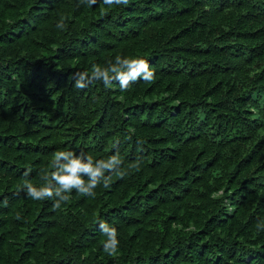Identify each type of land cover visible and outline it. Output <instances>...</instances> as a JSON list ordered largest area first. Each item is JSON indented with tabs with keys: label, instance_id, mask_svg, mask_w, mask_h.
Here are the masks:
<instances>
[{
	"label": "trees",
	"instance_id": "16d2710c",
	"mask_svg": "<svg viewBox=\"0 0 264 264\" xmlns=\"http://www.w3.org/2000/svg\"><path fill=\"white\" fill-rule=\"evenodd\" d=\"M117 56L155 79L74 87ZM60 150L127 175L53 209ZM0 264H264V0H0Z\"/></svg>",
	"mask_w": 264,
	"mask_h": 264
},
{
	"label": "clouds",
	"instance_id": "9594fccd",
	"mask_svg": "<svg viewBox=\"0 0 264 264\" xmlns=\"http://www.w3.org/2000/svg\"><path fill=\"white\" fill-rule=\"evenodd\" d=\"M79 3L91 7L97 3V0H79ZM129 3L130 0H103V4L110 8L115 6H126ZM56 27L65 29L66 18L61 17ZM90 73L91 75H89V71L87 70L75 73L73 77L75 81L74 87L82 90L94 82L102 81L106 88H111L113 82L118 81L120 90L127 91L131 87V84L138 80L142 79L146 83H150L155 79L154 69H152L149 62L142 57L130 59L117 56L115 58V63L109 62L105 67L93 65ZM141 73H144L143 77H141ZM77 76L78 78H76ZM130 81H132V83H129ZM75 153L74 150L57 151L54 155V159L51 161V168L53 170L50 172L42 170L40 179L43 180L44 183L40 186L34 185L27 179L31 169L26 170L23 174L25 180L22 185L26 195L30 199L36 201L52 200L53 209H60L62 203H66L70 200L69 193L72 189H76V191L83 196L95 197L94 190L101 184H103V187L106 189L111 187L112 174H115L121 179L127 175L121 168L116 171H110L113 165L123 164L118 151L109 157L107 163H105L103 159L96 160L97 166L95 168L92 166L94 159L91 155H87L83 151L80 152V156H76ZM84 155H87L86 163L81 162V157ZM62 157L65 158L66 163L59 164ZM58 164L59 166L57 167ZM132 167L139 170V164L137 163L132 165ZM102 169L109 170V175L105 176ZM80 173L88 174L87 183ZM53 181H55V186H53ZM53 192H55V196H53ZM56 197H58V199ZM4 203L6 204L7 202L5 201ZM16 218L21 219V216L17 214ZM99 228L101 232L107 236V240L103 245L104 252L109 256H114L118 252L120 244L117 229L103 221L99 222Z\"/></svg>",
	"mask_w": 264,
	"mask_h": 264
},
{
	"label": "rangeland",
	"instance_id": "374dc122",
	"mask_svg": "<svg viewBox=\"0 0 264 264\" xmlns=\"http://www.w3.org/2000/svg\"><path fill=\"white\" fill-rule=\"evenodd\" d=\"M63 163V162H62Z\"/></svg>",
	"mask_w": 264,
	"mask_h": 264
}]
</instances>
